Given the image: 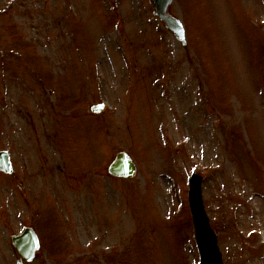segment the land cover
Returning a JSON list of instances; mask_svg holds the SVG:
<instances>
[{"label":"rangeland","instance_id":"374dc122","mask_svg":"<svg viewBox=\"0 0 264 264\" xmlns=\"http://www.w3.org/2000/svg\"><path fill=\"white\" fill-rule=\"evenodd\" d=\"M169 11L185 45L150 0H0V264L24 225L27 264H198L191 170L223 264H264V0ZM116 149L135 177L107 173Z\"/></svg>","mask_w":264,"mask_h":264},{"label":"water","instance_id":"95a60500","mask_svg":"<svg viewBox=\"0 0 264 264\" xmlns=\"http://www.w3.org/2000/svg\"><path fill=\"white\" fill-rule=\"evenodd\" d=\"M151 1L158 18L164 22V25L173 32L177 39L185 44L186 38L182 22L168 11L172 0ZM99 109V105L92 107L93 111H98ZM132 161L133 160L126 152L118 151L108 166V173L116 176L132 177L136 172V166ZM0 170L9 173L13 171L10 155L6 150H0ZM189 199L196 226L195 231L198 235V244L201 250L200 252H202L201 264H221V254L220 251H218L215 235L208 225V219L203 210L201 179L198 175L193 176ZM12 242L18 253L25 258L26 261H30L39 248L38 237L32 228H26L22 234L13 235Z\"/></svg>","mask_w":264,"mask_h":264}]
</instances>
